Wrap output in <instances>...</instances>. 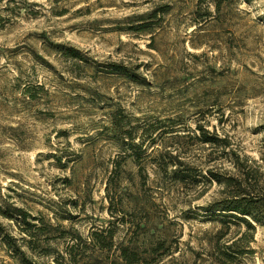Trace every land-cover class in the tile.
<instances>
[{
	"label": "rangeland",
	"instance_id": "1",
	"mask_svg": "<svg viewBox=\"0 0 264 264\" xmlns=\"http://www.w3.org/2000/svg\"><path fill=\"white\" fill-rule=\"evenodd\" d=\"M231 175L264 195V0H0V239L25 243L20 207L49 264L107 224L108 188L130 211L116 237L141 219L163 261L264 264V222L204 208ZM0 264H17L1 240Z\"/></svg>",
	"mask_w": 264,
	"mask_h": 264
},
{
	"label": "trees",
	"instance_id": "2",
	"mask_svg": "<svg viewBox=\"0 0 264 264\" xmlns=\"http://www.w3.org/2000/svg\"><path fill=\"white\" fill-rule=\"evenodd\" d=\"M211 1L216 12L227 8L230 2V0ZM194 12L198 14V6ZM152 17H154V14H149L148 18ZM116 68L120 67L117 66ZM201 140L208 143L214 142L212 137H206L204 134ZM176 160L178 163H182L180 159L176 158ZM176 172V170L173 171V173ZM211 176L220 181L214 173H211ZM111 181L112 177H109L106 188ZM223 181L226 188H232L231 191H227L228 196L213 201L204 208L210 211H219L222 222L235 220L234 222L243 223L250 230L254 229V222H264V195L253 192L254 185H252V182L242 175H231ZM107 199L109 215L106 221L107 224L92 227L87 234L69 230V235L66 236L67 232L65 229H61V225L50 221L44 224L51 231L58 229L63 231L64 233L59 235L60 237L66 236V243L63 247L43 249V254L50 257L49 264H172L170 261H163L170 254L168 249L163 247V242L160 239L152 235L153 232L146 229L145 223L141 219L133 221V225L138 231L132 230L131 234H125L118 239L115 233L117 228L120 226L130 228V225L126 227L128 221L125 217L130 211H128L126 204L121 203L120 209H117L121 214L117 215L115 213L113 208L116 204L113 197L108 195V188ZM14 212L16 218H18L17 220L24 224L20 227V231L23 234L21 238L25 243H19L17 237L8 233H5L0 240L8 247V254L17 264H39L32 256L27 254V250L29 248L31 252L34 251L35 245L32 242L37 234L41 233L43 227L36 222L27 221L26 213L20 207H14ZM46 234L50 233L46 232ZM50 236L52 237L54 234L52 233ZM26 237H28L27 240ZM235 245L236 242L233 241L226 244V247L232 249ZM222 254L225 256L233 255L229 252H223Z\"/></svg>",
	"mask_w": 264,
	"mask_h": 264
}]
</instances>
